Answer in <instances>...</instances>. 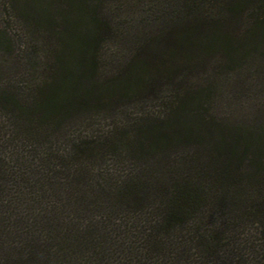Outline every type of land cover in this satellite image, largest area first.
I'll list each match as a JSON object with an SVG mask.
<instances>
[{
  "label": "trees",
  "instance_id": "16d2710c",
  "mask_svg": "<svg viewBox=\"0 0 264 264\" xmlns=\"http://www.w3.org/2000/svg\"><path fill=\"white\" fill-rule=\"evenodd\" d=\"M64 1L0 73V264H264V125L221 123L185 59L241 62L264 0H163L113 73V0Z\"/></svg>",
  "mask_w": 264,
  "mask_h": 264
},
{
  "label": "rangeland",
  "instance_id": "374dc122",
  "mask_svg": "<svg viewBox=\"0 0 264 264\" xmlns=\"http://www.w3.org/2000/svg\"><path fill=\"white\" fill-rule=\"evenodd\" d=\"M122 1L102 4V11L111 19L118 34L115 40L106 41L102 49L100 67L108 73L120 70L129 58L133 37L127 36L125 31L140 37V31L150 25V19L154 20L152 13L160 17L161 13L174 11L169 4H163V0ZM32 2L34 0H0V73L8 80L20 78L29 71H25L24 64L26 56L30 55L26 50L35 41L33 24L28 21L32 14L28 7ZM200 54L191 52L185 56L186 60L193 59L189 83L195 91L203 93L205 101L207 96L216 99L213 109L217 119L231 125H264V39L242 52L238 63H215L204 52Z\"/></svg>",
  "mask_w": 264,
  "mask_h": 264
}]
</instances>
